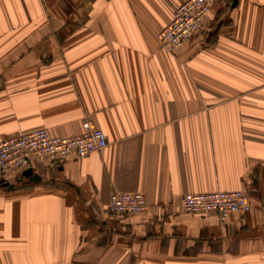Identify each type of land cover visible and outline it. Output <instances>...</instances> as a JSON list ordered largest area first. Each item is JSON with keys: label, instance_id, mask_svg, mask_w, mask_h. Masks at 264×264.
<instances>
[{"label": "crops", "instance_id": "1", "mask_svg": "<svg viewBox=\"0 0 264 264\" xmlns=\"http://www.w3.org/2000/svg\"><path fill=\"white\" fill-rule=\"evenodd\" d=\"M184 1L0 0V141L89 119L109 142L0 176V264H264V0H215L170 54L158 34ZM216 190L251 209L180 205ZM137 191L144 212L109 211Z\"/></svg>", "mask_w": 264, "mask_h": 264}, {"label": "built area", "instance_id": "2", "mask_svg": "<svg viewBox=\"0 0 264 264\" xmlns=\"http://www.w3.org/2000/svg\"><path fill=\"white\" fill-rule=\"evenodd\" d=\"M215 0H185L174 10L171 21L158 34L160 47L175 54L183 43L201 27L213 10ZM106 133L86 119L82 131L73 136H57L47 128H38L0 141V176L19 174L34 162L56 163L68 158H84L108 146ZM180 205L189 214L215 213L226 222L231 213L243 214L252 204L243 190L184 193ZM145 194L114 192L108 209L120 216L139 214L147 209Z\"/></svg>", "mask_w": 264, "mask_h": 264}, {"label": "water", "instance_id": "3", "mask_svg": "<svg viewBox=\"0 0 264 264\" xmlns=\"http://www.w3.org/2000/svg\"><path fill=\"white\" fill-rule=\"evenodd\" d=\"M236 4H237V0H234L232 6L234 7ZM24 175H25L27 178H30V177H31V179L34 180V181L40 179L39 176H37V175H33V170H32V169H28V170H26V171L24 172Z\"/></svg>", "mask_w": 264, "mask_h": 264}]
</instances>
